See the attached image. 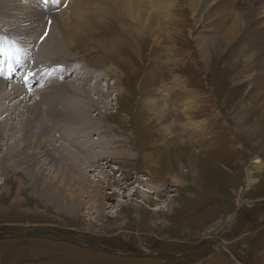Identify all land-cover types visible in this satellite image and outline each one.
<instances>
[{
  "label": "rangeland",
  "instance_id": "1",
  "mask_svg": "<svg viewBox=\"0 0 264 264\" xmlns=\"http://www.w3.org/2000/svg\"><path fill=\"white\" fill-rule=\"evenodd\" d=\"M196 1L154 15L155 38L100 0V23L50 58L44 39L62 43L52 18L37 1L0 0L4 20L33 22L35 35L28 47L0 27L29 54L0 64V264H264V14ZM219 18L229 42L214 40ZM33 104L41 131L28 124ZM20 137L28 147L15 149ZM47 141L59 148L49 159Z\"/></svg>",
  "mask_w": 264,
  "mask_h": 264
},
{
  "label": "bare ground",
  "instance_id": "2",
  "mask_svg": "<svg viewBox=\"0 0 264 264\" xmlns=\"http://www.w3.org/2000/svg\"><path fill=\"white\" fill-rule=\"evenodd\" d=\"M57 1L59 3H65L66 2L65 0H57ZM90 1L93 2V4H90ZM99 1L100 0H69L68 6H70V5L73 4L71 8L68 7V9H70V11H71L70 12L71 14L69 16L66 14L67 13V10L60 11L58 14H53L51 16H49V14H47V13H44V16H45L44 19L45 20L47 19V17H51L52 18L53 22H52V26H51V31L53 29H55V32L60 33V37L62 38V43H59L58 39L55 38L56 35H54V36L49 35V37H47V38L44 39V42L41 45L42 46L41 47V50L43 52H46L47 55L50 58H53L55 56H59L60 53L64 49H66L69 52V49L68 48L73 47V46H70V45H72L75 42H77L76 40H73V39H77L78 40V38L81 36V34L88 33L89 31H91L93 29V27L96 25V23H100V22H98L99 20L102 19V16L99 15L100 12L97 13V14H95V15H93L95 10H92L94 8V5H100L99 4ZM101 1H103L104 3H113L114 6H116V7H117V5H120V10L122 12V17L123 18H126L127 20H130L131 22H134L135 24L139 25L140 27H143L144 29L148 30L151 33V36L153 34L155 36V38H157L160 35L159 34L160 31L157 28H154V26H153V18L155 17L154 15H158L159 14L163 18L169 19V16H170L169 11H170V9L173 6L171 0H145V3H144L145 6L144 7H146L148 10L150 9L152 11L151 12L152 13V21H151V18L149 16V14L141 6V2L139 0H101ZM214 1L216 3L217 1H220V0H214ZM196 2H198V0ZM222 2L224 3V0H222ZM247 3H248V6H249V10H250L251 5H255L259 9L258 11H260V14H264V0H251V2L249 0H247V1L245 0L244 4H247ZM201 4L202 5H206V0H202V3ZM11 6L14 7V6H18V5L11 4ZM2 8H3V5H2V7H0V27L1 28H4V26L8 27V29H7L8 30L7 31L8 33L11 32L13 34H17L18 37L20 39H22L23 42L27 43L28 44V47H30L29 44H31L32 42H34L33 40H34V36H35L34 34H33V36L32 35L30 36V33L32 31L31 29L33 28V22H31V23H29L27 25L28 26V29L26 28L27 26L25 28H22V29L20 27H11V25L8 24L4 20L3 16L1 15L2 10H3ZM193 11L194 12L196 11V8L195 7H193ZM221 11L222 10L220 8V5H216V7L214 6L213 9H212V11H210V13H211L210 15L212 16V18H215L216 19L217 18V15L220 14ZM81 13H82V15H81ZM250 13L253 14L251 11H250ZM41 14H43V13L42 12L37 13L38 16H40ZM221 19H223V18H221ZM217 22L219 23V25H217L216 27L219 28V29H221L220 32H224V35L215 34L214 40L217 41V42H219V43L220 42H224V40H225V42H229V40L231 41L232 40V37L231 36L229 37L228 34L230 33L231 35H233L234 31L231 32V30L230 31L229 30L228 31L225 30L226 29L225 28V25H224V31H223V29H222V27L220 25V18H219V21H217ZM247 25H250V24H246V26ZM263 25H264V17H263ZM231 27L234 28L235 31H237V32H240V31L243 30V29H241L242 25H241V22H240L239 19H237L236 21H234V23L231 25ZM135 30H137L138 32L141 31V29L139 27H136ZM150 33H149V35H150ZM8 35L10 36V34H8ZM263 36H264V33H263ZM21 48H22V51H23L24 50L23 49V46ZM243 50H244V48H243ZM165 51H166L165 53H168V55L170 54L169 53V50L168 51L165 50ZM169 58H173L171 56V54H170ZM111 67H113V66L109 65V69ZM91 75H92L91 71H86V76L83 77V78H81V80L83 79L84 81H87L91 77ZM13 77L16 78V76H13ZM2 85H3V81L0 80V90H1ZM78 87L79 86H77V83L76 84H73L71 82L68 85V88L65 86V89L67 91H70L73 95H82L81 92H79ZM13 90L16 93L17 90L19 91L20 89L17 87V88H13ZM4 94H6V93H4ZM83 94H85V93H83ZM4 97L5 96H3V98ZM6 97L8 98L9 96H6ZM83 100H84V97H83ZM83 100H81V102L78 100L77 103L74 104V106L77 108L76 109L77 111H78V106L81 103L86 102L85 100L83 102ZM157 108H158V111H159L160 110L159 107H157ZM30 109H34V110H31V112H30L31 117L28 118L29 119L28 120V124H30V126H31L32 129L40 130V127L38 125H36L35 122L38 119V117H40L41 112H40V114L36 112L38 109L36 108V106H34V104H33V107H31ZM26 110H28V108ZM53 112L54 111H52L51 113H53ZM160 114L159 113H155V115H157L159 117H160ZM76 116H77V114H76ZM79 116L82 117L83 114H79ZM9 121H10V118H9ZM31 124H33V125H31ZM239 124H240V122H239ZM239 124H236L235 127L240 130V127L241 126ZM241 124H243V121L242 120H241ZM5 126H8L9 127L10 125L6 124ZM10 127H12V126H10ZM166 129H167L166 130V133H167L168 132V128L166 127ZM12 130L13 129L6 130V133H5L6 137H8L9 132H11ZM35 138H36V134H34V136L32 137V139L35 140ZM20 139H21L20 140L21 143L18 144V145H16L15 146V149L16 148L19 149L18 147H20L21 144H23L24 147H28V145H26V140H23L22 137H20ZM47 143L49 144V148H46L44 145L42 146L41 145L42 143L39 145L40 148L42 147V151L41 152H42V154H43L44 157H47L48 155H54L53 153H55V151H58L59 150V148L58 149H52V148H50V147H52L51 143L49 141H47ZM58 154H59V156H63V152L58 153ZM128 156H130V154H128ZM152 157H153L152 154L145 155L143 153V164L151 161L152 160ZM253 161H254V163L258 162V160L256 161L255 158H254ZM75 167H76V165H75ZM77 168H79V167H77ZM80 176H82V175H80ZM102 177H103V175H102ZM83 179H84V177H83ZM249 180H250L249 183L251 184V182L253 181L252 178H250ZM142 187L139 188L140 191H142L144 193H152V190L148 192V190L145 189L146 186L145 187L142 186ZM141 194L144 195L143 193H141Z\"/></svg>",
  "mask_w": 264,
  "mask_h": 264
},
{
  "label": "snow or ice",
  "instance_id": "3",
  "mask_svg": "<svg viewBox=\"0 0 264 264\" xmlns=\"http://www.w3.org/2000/svg\"><path fill=\"white\" fill-rule=\"evenodd\" d=\"M44 35L46 36L47 32H45ZM21 51H22V48L19 46L17 42V38L15 37L8 38L7 36L0 38V64H4L8 60H12V59H15L18 61ZM33 75L35 74L28 73L25 79L27 80L28 78H31V76Z\"/></svg>",
  "mask_w": 264,
  "mask_h": 264
},
{
  "label": "clouds",
  "instance_id": "4",
  "mask_svg": "<svg viewBox=\"0 0 264 264\" xmlns=\"http://www.w3.org/2000/svg\"><path fill=\"white\" fill-rule=\"evenodd\" d=\"M39 9V11H41L40 10V8H38ZM62 10V9H61ZM60 10H57V9H53L52 10V12H50V13H47V12H45V13H47V14H54V13H57V12H59ZM56 74V76L58 77L59 76V73H55ZM79 75V74H78ZM23 81H22V79H16L15 81H9V82H7V83H5V85L7 86V89L8 90H11V88L12 87H15V88H17L18 86H20V84L22 83ZM35 86V87H34ZM28 89H29V91L30 92H34V91H36V85H35V83H33L32 84V86L31 87H28Z\"/></svg>",
  "mask_w": 264,
  "mask_h": 264
}]
</instances>
